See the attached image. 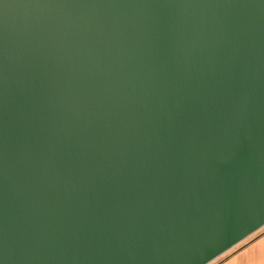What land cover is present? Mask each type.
Wrapping results in <instances>:
<instances>
[{
    "label": "water",
    "instance_id": "1",
    "mask_svg": "<svg viewBox=\"0 0 264 264\" xmlns=\"http://www.w3.org/2000/svg\"><path fill=\"white\" fill-rule=\"evenodd\" d=\"M264 228V0H0V264H209Z\"/></svg>",
    "mask_w": 264,
    "mask_h": 264
},
{
    "label": "crops",
    "instance_id": "2",
    "mask_svg": "<svg viewBox=\"0 0 264 264\" xmlns=\"http://www.w3.org/2000/svg\"><path fill=\"white\" fill-rule=\"evenodd\" d=\"M209 264H264V228Z\"/></svg>",
    "mask_w": 264,
    "mask_h": 264
}]
</instances>
